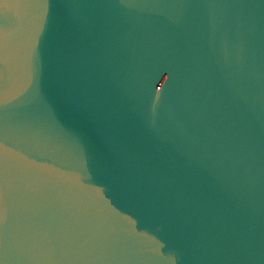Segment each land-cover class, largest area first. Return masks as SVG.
<instances>
[{"label": "water", "instance_id": "1", "mask_svg": "<svg viewBox=\"0 0 264 264\" xmlns=\"http://www.w3.org/2000/svg\"><path fill=\"white\" fill-rule=\"evenodd\" d=\"M0 264H264V0H0Z\"/></svg>", "mask_w": 264, "mask_h": 264}]
</instances>
